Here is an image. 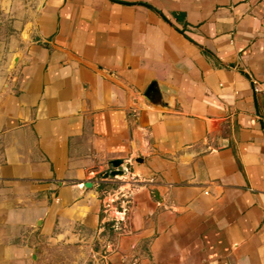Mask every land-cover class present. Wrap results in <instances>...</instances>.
Segmentation results:
<instances>
[{"label": "crops", "instance_id": "obj_1", "mask_svg": "<svg viewBox=\"0 0 264 264\" xmlns=\"http://www.w3.org/2000/svg\"><path fill=\"white\" fill-rule=\"evenodd\" d=\"M0 24V264H264V0H0Z\"/></svg>", "mask_w": 264, "mask_h": 264}, {"label": "rangeland", "instance_id": "obj_2", "mask_svg": "<svg viewBox=\"0 0 264 264\" xmlns=\"http://www.w3.org/2000/svg\"><path fill=\"white\" fill-rule=\"evenodd\" d=\"M2 24H7V22ZM102 244V241H97L90 246L68 243L57 248L49 247L50 254L46 264H107L101 254L94 253V250L101 251Z\"/></svg>", "mask_w": 264, "mask_h": 264}, {"label": "water", "instance_id": "obj_3", "mask_svg": "<svg viewBox=\"0 0 264 264\" xmlns=\"http://www.w3.org/2000/svg\"><path fill=\"white\" fill-rule=\"evenodd\" d=\"M110 165L112 166V170L105 172L102 174V178L104 180H115L120 179L125 176V171L127 170V164L123 160H112L110 162ZM86 188H92L93 183H85L84 184ZM156 198H159V195L157 194Z\"/></svg>", "mask_w": 264, "mask_h": 264}, {"label": "built area", "instance_id": "obj_4", "mask_svg": "<svg viewBox=\"0 0 264 264\" xmlns=\"http://www.w3.org/2000/svg\"><path fill=\"white\" fill-rule=\"evenodd\" d=\"M253 85H254V91L256 93H259V92H263L262 90H260L259 88V84L256 82V81H253ZM264 93V92H263ZM260 120H261V123H262V129L264 131V113L263 115L260 117Z\"/></svg>", "mask_w": 264, "mask_h": 264}, {"label": "trees", "instance_id": "obj_5", "mask_svg": "<svg viewBox=\"0 0 264 264\" xmlns=\"http://www.w3.org/2000/svg\"><path fill=\"white\" fill-rule=\"evenodd\" d=\"M115 1V0H114ZM121 4H124V5H132L131 3H125V2H119ZM141 5H145L147 6L146 4H141ZM149 8H151L150 6H148ZM152 9V8H151ZM165 18V17H164ZM166 19V18H165ZM167 20V19H166ZM104 190H106V185L105 184H101L100 185V192H103Z\"/></svg>", "mask_w": 264, "mask_h": 264}]
</instances>
